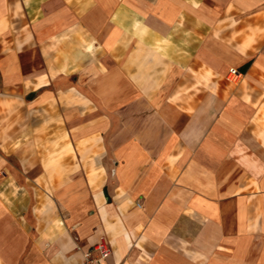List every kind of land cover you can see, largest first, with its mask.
Listing matches in <instances>:
<instances>
[{
	"label": "crops",
	"instance_id": "crops-1",
	"mask_svg": "<svg viewBox=\"0 0 264 264\" xmlns=\"http://www.w3.org/2000/svg\"><path fill=\"white\" fill-rule=\"evenodd\" d=\"M102 240L264 264V0H0V264Z\"/></svg>",
	"mask_w": 264,
	"mask_h": 264
},
{
	"label": "built area",
	"instance_id": "built-area-1",
	"mask_svg": "<svg viewBox=\"0 0 264 264\" xmlns=\"http://www.w3.org/2000/svg\"><path fill=\"white\" fill-rule=\"evenodd\" d=\"M231 77L238 76L239 73L236 69H231ZM140 206V205H139ZM111 248L107 241L102 240L90 249V251L83 254L84 261L76 264H105V261L110 257Z\"/></svg>",
	"mask_w": 264,
	"mask_h": 264
}]
</instances>
